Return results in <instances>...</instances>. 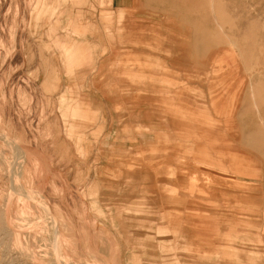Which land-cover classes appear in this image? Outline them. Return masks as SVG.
<instances>
[{
    "label": "rangeland",
    "instance_id": "374dc122",
    "mask_svg": "<svg viewBox=\"0 0 264 264\" xmlns=\"http://www.w3.org/2000/svg\"><path fill=\"white\" fill-rule=\"evenodd\" d=\"M116 6L0 0V264H264V0Z\"/></svg>",
    "mask_w": 264,
    "mask_h": 264
},
{
    "label": "crops",
    "instance_id": "0c3cea01",
    "mask_svg": "<svg viewBox=\"0 0 264 264\" xmlns=\"http://www.w3.org/2000/svg\"><path fill=\"white\" fill-rule=\"evenodd\" d=\"M111 2H112V6H113V8H118L119 6H116V5H121V4H124V5H131V0H110V4H111ZM109 10H110V8H109ZM117 10V9H116ZM127 101V100H126ZM125 101V102H126ZM130 119H131V117H130ZM130 119H128L127 117H123L122 119H121V124H130L131 123V121H130ZM126 126V125H125ZM146 138V137H145ZM256 181V180H255ZM254 180H253V182H255ZM255 186H257V188H259V186L260 185H256V184H254ZM255 186H253L252 188H255ZM227 187V186H226ZM225 187V188H226ZM253 191H254V189H253ZM238 193V192H237ZM253 193H255V192H253ZM239 194V193H238ZM257 194V195H256ZM254 196H259V193L257 192Z\"/></svg>",
    "mask_w": 264,
    "mask_h": 264
},
{
    "label": "bare ground",
    "instance_id": "6f19581e",
    "mask_svg": "<svg viewBox=\"0 0 264 264\" xmlns=\"http://www.w3.org/2000/svg\"><path fill=\"white\" fill-rule=\"evenodd\" d=\"M213 123V122H212ZM230 123V122H229ZM210 125V124H209ZM214 126H215V124H214ZM213 126V127H214ZM230 127V126H229ZM256 135V133L254 134V136ZM258 135V134H257ZM230 138V137H229ZM253 138H255V137H253ZM261 138V137H260ZM222 139V138H221ZM225 139H227V138H225ZM229 140V139H228ZM231 140V139H230ZM255 141H256V138H255ZM261 141V140H260ZM227 142V141H226ZM256 143V142H255ZM263 143V145H264V141L262 142ZM224 144V143H223ZM226 144H228V143H226ZM261 144V143H260ZM222 145V144H221ZM263 145H259V146H263ZM232 146V145H231ZM258 146V147H259ZM223 147H225V146H223ZM227 149H230V148H227ZM233 149V148H232ZM236 151V150H235ZM19 153V152H18ZM235 153V152H234ZM262 153H263V151H262ZM244 155V154H243ZM247 156V155H246ZM251 157V156H250ZM245 159V158H244ZM251 161V160H250ZM254 161V160H253ZM258 162H261V161H258ZM261 164V163H260ZM262 165V164H261ZM260 177V176H259ZM263 177V176H262ZM210 178V177H209ZM220 180V179H219ZM260 180H263V179H260ZM230 185H231V183H230ZM227 187H230L229 186V183H228V185H226ZM226 189V188H225ZM225 191H227V189L225 190ZM244 191V190H243ZM235 193H237V191L235 192ZM56 241V240H55ZM58 242V241H57ZM55 245H58V244H56L55 243ZM59 248V247H58ZM60 249V248H59ZM67 258V257H66Z\"/></svg>",
    "mask_w": 264,
    "mask_h": 264
}]
</instances>
